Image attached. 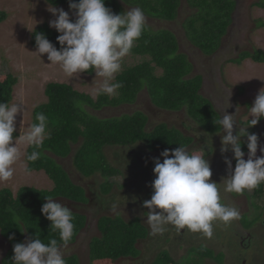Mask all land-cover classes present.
Instances as JSON below:
<instances>
[{"label":"trees","instance_id":"trees-1","mask_svg":"<svg viewBox=\"0 0 264 264\" xmlns=\"http://www.w3.org/2000/svg\"><path fill=\"white\" fill-rule=\"evenodd\" d=\"M45 1L53 6H69L68 0ZM188 1L198 9L186 20L188 36H191L190 39L204 54L211 55L221 46L222 39L233 21L232 15L238 1ZM257 4L264 8V0ZM105 5L117 14L126 11L129 6H136L150 17L174 21L180 16L182 0H105ZM5 17L6 13L0 11V22ZM38 33L46 34L50 42L54 43L57 49L60 48L56 40L59 33L47 23L37 26L31 35V44L35 48H37L35 37ZM131 52L147 58L138 64L128 66L116 76V81L121 82L123 87L117 90L118 94L115 96L98 95L92 99V95L81 92L66 82H49L46 85L47 101L35 107L33 123H38L35 119L38 113H45L49 119L47 129L49 135L44 140L42 156L35 162L28 161L27 168L31 171L44 170L54 182V187L48 190L22 186L16 194L9 187L0 188V232L10 243V248L2 259L3 264H12L14 244L24 242L26 238L34 239L38 234L45 243L53 238L59 242L58 231L51 230V221L41 212L42 205L46 203V196L87 201L86 189L72 181L59 159L72 157L75 167L83 176L99 174L105 180L103 183L109 184L106 189L101 190L107 194L114 187V182L109 179L116 174L123 175L121 169L109 163L105 150L107 146L132 147L142 141L149 151L162 152L166 148L175 149L180 145L187 147L191 142V139L176 126H169L166 122L160 123L151 131H146L149 116L141 110L104 118L91 110L132 104L145 89L155 108L169 112L186 109L188 116L198 121L206 131L220 130L214 123L215 118H219L220 114L210 99L201 93L203 75L199 73L190 77L195 68L194 63L180 50V43L172 30L166 28L153 30L147 25L144 34ZM240 57L239 61L252 58L255 62L263 63L264 51L258 49L254 52L246 51ZM233 61L237 62L235 59ZM158 69L162 70L159 74ZM84 73L90 75L94 71ZM17 82V76L13 73L0 76V102L12 101ZM77 101L81 106H77ZM207 122L209 127L204 126ZM32 150V147H28L26 159ZM242 150L245 153L248 151L246 142L242 145ZM252 194L256 198L264 197V183L253 189ZM73 214L74 237L70 243L78 240L85 225L84 215L74 210ZM23 230L27 232L22 233ZM147 231V226L138 216L131 220H126L120 214L115 217H102L99 222L101 236L94 237L90 244L89 264H116L122 256L139 254L137 242L147 236ZM13 234L15 239L10 240L9 237ZM93 243L95 245L91 246ZM205 247L198 252L205 257H214L213 249ZM207 249L211 253L207 254ZM218 255L223 257L224 251L221 250ZM64 258L66 264H80L75 254H69ZM217 262L219 263L218 260ZM154 264H180V262L175 260L168 250H161Z\"/></svg>","mask_w":264,"mask_h":264},{"label":"rangeland","instance_id":"rangeland-1","mask_svg":"<svg viewBox=\"0 0 264 264\" xmlns=\"http://www.w3.org/2000/svg\"><path fill=\"white\" fill-rule=\"evenodd\" d=\"M237 1V8L233 12L234 21L228 27V34L224 37L216 53L210 56L204 54L193 40L190 39L191 36H188L186 20L198 11L197 8L190 5L188 0H182L180 16L174 21L160 20L144 14L147 19V25L153 30L166 28L172 30L176 34L180 43V50L188 55L195 66L190 77L200 73L206 77V81L211 80L214 76L216 79L221 78V83L219 81V84L216 86L217 90L214 91L213 95L209 93V90H206L207 88L204 89V87L202 94L208 98L213 97L216 108L221 110L222 108L224 109V103L222 106L220 105V101L217 102L216 100L222 99L228 89L227 95H229V98L231 97V100L229 99L227 103L231 105V111H235V108L239 107L241 112L238 119L241 124H247L251 119L250 115L247 114V109L253 104L259 90L264 87V62H255L252 58L239 61L238 58H241L240 56L242 53L246 51L254 52L256 49L264 51V8L257 4L263 0ZM49 6L63 8L65 11H69L71 15L69 6H53L45 0H0V11L6 13L5 19L0 22V76L13 73L18 79L11 101L12 103L23 101L22 107L24 113L21 112L17 116L16 127L18 135L20 134V130L26 131L27 128L33 124V111L35 107L47 101L45 88L49 82H66L71 84L75 89L91 95L93 88L102 80V78H96L95 72L90 75L80 73L79 76L68 77L63 73L59 65L50 64L51 62L47 59V54H42L40 57L39 54L34 53L37 51V48L31 44V35L34 29L43 23L49 24V21L55 19L53 14L48 11ZM131 7L136 6H129L126 9ZM146 58L147 57L134 55L130 52V54L123 59L122 70L128 66L138 64ZM233 59H236L237 62L232 61ZM157 72L159 74L162 70L158 69ZM95 78L96 85H94ZM222 83L224 85H222ZM224 86H227V89ZM149 96L150 95H148L147 91L144 89L139 93L136 103L117 107L109 106L101 110H91V112L104 118L122 116L141 110L150 116L146 131H151L162 122H168L171 126H176L186 136L193 137V139L197 138L199 141L201 140L202 142L196 144H194V140L190 142L188 145L190 147H187L190 152L199 151L200 154H203V152L207 154L208 151L212 153V147L221 148V135L223 133L218 135L215 134L217 131H204L201 128L202 125L200 124V126L198 121L188 116L186 109L180 112L170 113L160 111L154 113L152 109H148L143 103V101L151 103ZM232 97H234V101ZM152 98L154 97L152 96ZM204 126L209 127L210 125L207 122ZM237 126L239 127V123ZM238 127H236V131H238ZM248 131H252V133L259 136L257 155H264V153L259 151V148L264 147V120L261 119L256 126L248 128ZM242 140L246 142L247 137H242ZM27 149L28 147L21 146L22 156L20 161L14 166L16 168L15 174L11 180L0 182V188L9 187L14 194H16L22 186H34L48 190L54 187V182L44 170H34L30 171V173L25 172V167H28V161L26 159ZM105 150L109 163L116 168L126 170V175L116 174L115 177L109 179L114 182V187L111 193H109L113 200L112 206L115 204L117 208L125 207L127 209L125 214L126 220H131L139 215L142 222L148 226L145 222L147 217L145 216L143 219V214L140 211H150L143 207V202L151 199L145 198V186L151 179L143 177V170L140 169V163L137 162L135 157L140 151H148V147L144 142L140 141L133 147L107 146ZM131 152H133V155L130 156ZM213 152H216L215 149ZM148 155L150 156L151 154ZM225 155L232 160L234 168V153L229 150L227 153L223 154V159ZM245 159H247V154L245 155ZM58 161L63 164V167L69 172L72 181L76 184H80L79 186L83 185L89 193L92 192V190L93 192H98L99 189L103 190L109 186V184L103 183L105 180L99 174L85 176L86 181L83 182L80 173L73 163L72 157L63 160L59 159ZM223 165L227 166L225 160ZM210 166L213 168L212 163H210ZM212 170L214 171V169ZM228 175V173L221 175V177H219L220 183ZM88 180H96L97 183L92 185V182ZM138 183H142V185L138 186ZM121 185L123 186L120 187ZM83 186L81 187L84 188ZM95 188L96 190H94ZM223 188L224 186L221 185L220 191H222L220 195L222 203L239 207L237 201H241V199H244V197H246L245 195H247L251 207L249 204L247 206V204L244 203L245 209L243 212L245 213L242 214V212L239 219H237L238 221L234 220L229 225H225L220 221L214 222V235L216 239L222 240V245L229 243V238L225 240L226 233L229 236L231 235L233 238H230L231 243L234 244V247L236 245V251L239 252L238 255L240 259L246 260L243 261V263L254 264L252 257L257 248L264 252V197H254L253 194H249L252 193V190H245L243 194H236L228 193L224 191ZM138 196L143 198L141 203L138 202ZM135 210H138L137 214L133 213ZM118 214L124 215L120 211H118ZM113 215L115 217L117 213L114 212ZM249 225L250 227L248 228L247 226ZM167 229L168 230L164 234L153 235L143 243L141 246L143 248L141 258L136 261L130 260L131 262L121 261V263L153 264L156 255H158V251L162 249H169L180 264H208V261L211 262L210 259L199 253L200 250L202 251V249L206 247L202 242L198 243L195 237L196 234L193 233V237H191V232L187 229L178 232L174 226L171 227L170 225L167 226ZM240 230L246 233V235ZM169 231H173V238L171 240L168 239L167 235ZM250 235L252 236L251 239L248 238ZM96 236H101V234L95 227L91 228L87 233L82 234L81 232L78 238L79 242L76 243L73 248L66 249L65 254L76 251L82 255L83 261H87L88 252L85 248L86 243L90 244ZM241 237L242 241L240 239ZM243 238L245 240H243ZM81 244L83 246L82 251L77 249ZM93 245H95V243L91 246ZM9 248V241L3 237L0 232V264H3L2 259L6 256ZM206 252L207 254L211 253L208 249ZM205 258L206 262L204 261ZM211 258H217L219 262L223 260V257L217 255L215 252L214 257Z\"/></svg>","mask_w":264,"mask_h":264},{"label":"clouds","instance_id":"clouds-1","mask_svg":"<svg viewBox=\"0 0 264 264\" xmlns=\"http://www.w3.org/2000/svg\"><path fill=\"white\" fill-rule=\"evenodd\" d=\"M68 3L71 15L63 8H48L55 17L49 21V26L59 33L56 40L60 48L57 49L46 34L38 33L35 37L37 51L34 53L40 57L47 54L50 64L59 65L68 77L93 70L96 78L102 80L96 85L95 78L92 99L98 95H117V90L123 87L121 82L116 81L117 74L122 71L123 59L130 54L146 30L147 19L144 11L140 7H131L117 14L106 7L105 0H68ZM76 104L81 106L79 101ZM22 106L23 101L0 102V182L13 178L16 171L14 166L22 156V145L32 147L27 161L35 162L42 156L41 149L49 135V119L43 112L35 117L38 123H33L26 131L20 130L19 135H14L17 132V116L24 113ZM228 108L214 120L220 128L215 134L223 133L221 148H214L222 154L231 150L236 163L233 168L232 160L225 155L229 175L221 183L212 180L216 169L211 168L207 158L199 151L190 152L187 148L190 146L180 145L175 149H164L160 153L163 162L160 157L152 158L155 165V179L151 183L153 194L150 200L143 202V207L150 210L146 213L145 222L152 235H162L168 230L167 226L172 225L178 232L187 229L211 239L214 235V222L220 221L229 225L241 215L239 207L222 203L220 186L223 185V190L228 193L243 194L245 190L256 189L264 183V155H257L259 136L248 131L261 118L264 120V87L259 90L253 104L248 108L247 114L251 119L247 124H241L240 120L238 122L241 112L239 107L234 114L229 113ZM187 137L192 141V137ZM242 137H247V159L245 151L242 150L245 143ZM259 151L264 153V147L259 148ZM24 170L29 173L31 171L27 167ZM112 211L118 214L117 205L112 206ZM41 212L51 221V230L58 231L59 242L53 238L45 243L37 234L34 239L15 243L12 264H66L64 249L74 237L73 210L67 203L62 204L53 197L46 196ZM9 239H15V235Z\"/></svg>","mask_w":264,"mask_h":264},{"label":"flooded vegetation","instance_id":"flooded-vegetation-1","mask_svg":"<svg viewBox=\"0 0 264 264\" xmlns=\"http://www.w3.org/2000/svg\"><path fill=\"white\" fill-rule=\"evenodd\" d=\"M224 37H223V39H224ZM223 39H222V42H223ZM219 81L221 83V78L216 79L215 76L212 77L211 80L206 81V77L203 76V86H202V89H201V93H202V90L207 88L206 90H209V93L213 95L214 91L217 90L216 86H217V84H219ZM222 85H224V84L222 83ZM203 87H204V89H203ZM224 87L227 89V86H224ZM227 92H228V89H227ZM227 92H226V94L224 95V97L222 99L220 98L218 100H216V99L215 100L217 102L220 101V105H222L224 103V109L229 107L227 109V111L229 113L234 114L235 111H236V108H235V111H231L230 105L227 103L229 101V99L231 100V97L229 98V95H227ZM232 98H233V101H234V97H232ZM208 99H210V101L213 103L215 109L218 110L216 108V104H215L214 98L213 97L212 98L209 97ZM136 102H137V100L134 103H136ZM143 103H144L145 107H147L148 109L150 108V110L152 109L154 111V113L160 112V111H166V110L155 108L153 103H149L147 101H143ZM224 109L222 108L221 110H218L219 113L221 114L222 110H224ZM166 112H169V111H166ZM149 119H150V116H149ZM167 124L169 126H171L168 122H167ZM249 132L252 133V131H249ZM193 140H194V144L202 142L201 140L199 141V139H197V138L193 139V137H192V141ZM195 146H197V145H195ZM199 147H200V145H199ZM214 149H215L216 152H213ZM160 153H161L160 151H149L148 150V151H140V153H137L136 156H135L137 162L140 163V165H139V166H141L140 169L143 170V177L146 178V179L147 178L151 179L150 182L146 183V186H145V190H146L145 191V193H146L145 198H151V196L153 194V189L151 187V183L155 179V175H154V172H153V169H154L155 165H154V162H153L152 158L153 157H160ZM148 154H151V155L149 156ZM131 155H133V152L130 153V156ZM201 155H204L207 158L208 161L210 160L211 162L210 161L209 162L212 163L213 164V168L216 169V171L214 172V174L212 176V180L216 181L217 183H220L219 177H221V175H225L227 173L229 174L227 166L223 165L224 164V159H223V154L221 153V151L217 150V148L212 147V153H209V151H208V154H201ZM219 157H220V159H218ZM160 158H161V162H163V158L162 157H160ZM122 171H123V174L126 175V170H122ZM80 176L82 178V181L85 182L86 181V177L83 176L82 174H80ZM88 181L92 182V185L97 183L96 180L95 181L88 180ZM142 182H143V180H142ZM140 185H142V183H138V186H140ZM94 190H96V188ZM86 196H87V201L86 202H82V201H72V202H70L69 201V207L70 208H72L76 212H80L82 215L85 216V225H84V227L81 230L82 234L89 232L91 230V228H93V227H95V229L97 231H99L100 219L102 217H104V216H114L113 215L114 212L112 211L113 200H112L111 195L109 193L105 194V193H103V191H101L99 189L98 192L97 191L93 192V190L90 193L86 192ZM138 198H139L138 202L141 203L143 201V198L139 197V196H138ZM239 203H240V205H238V206H239L240 210L244 211V209H245L244 203H246L245 198L241 199V201H237V204H239ZM118 211L122 212V214H124L123 217H125V214L127 212V209L125 207L117 208V212ZM111 212H113V213H111ZM140 212L143 214L142 218L147 215L146 211H140ZM133 213L137 214L138 210L137 211L136 210L133 211ZM138 217H139V215H138ZM170 226L172 227V225H170ZM213 228H214V226H213ZM147 230H148L147 231V236L142 238V239H140L137 242V247H138V250H139V254H137L135 256H122L116 261V263H118V261L121 263V261H125V260H134V261H136L139 258H141V255L143 254V248L141 246L143 245V243L147 239H150L151 236H153L151 234L149 226H147ZM172 233H173V231H169L167 233V235H171V237L173 238ZM192 234L193 233L191 232V235H190L191 237H193ZM194 234H196L195 235L196 240H199V242H202V244L204 246L209 247V249H213V251L217 255L220 252V250L224 251L225 255L223 256L222 262L218 263L217 259H214V258H211L210 256H208L206 258L211 260V262L208 261V264H248V263H243V261H246L245 259H243V260L240 259V256L238 255L239 252L236 251V245L234 247V244L231 243V240H230V238H232L231 235L229 236L226 233L225 240H226V238H229V243L222 245V243H221L222 240L220 241V240L216 239L215 235H213V237L211 239H209L207 237H204L201 233H194ZM240 236H241V233H240ZM249 237L251 239L252 236L250 235V236H248V238ZM240 239L242 241V237ZM243 240H245V239L243 238ZM78 242H79V240H77L75 242H72V243H69L68 246L73 247V245H75ZM80 248L83 249L82 244H81ZM85 248H86L87 252L89 253L90 252L89 251V244L86 243ZM206 258L204 260L205 262H206ZM252 260H253L254 264H257L259 262V260L260 261H264V252L257 248V250L253 254ZM262 263H264V262H262Z\"/></svg>","mask_w":264,"mask_h":264},{"label":"crops","instance_id":"crops-1","mask_svg":"<svg viewBox=\"0 0 264 264\" xmlns=\"http://www.w3.org/2000/svg\"><path fill=\"white\" fill-rule=\"evenodd\" d=\"M150 98V97H149ZM151 100V99H150ZM151 103H153L152 102V100H151ZM247 108V107H246ZM248 110V109H247ZM238 122H239V119H238ZM236 127H238V126H236ZM247 154V153H246ZM218 159H220V157L218 158ZM210 161V160H209ZM211 162V161H210ZM245 198V201H246V204H247V206H248V204H249V206H250V201H249V199H248V197L246 196V197H244ZM238 205H240V203L238 204ZM251 207V206H250ZM243 211H241V213H242ZM245 212H243L242 214H244ZM238 221V220H237ZM239 226H241V225H239ZM242 227V226H241ZM243 230V229H242ZM241 231V230H240ZM242 232V231H241ZM244 235H246V233H244V232H242ZM250 238V237H249ZM94 239V238H93ZM168 239L169 240H171L172 239V237H171V235H168ZM198 241V243H199V240H197ZM92 242V241H91ZM91 242H90V244H91ZM75 244V243H74ZM90 244H89V251H90ZM200 245H202V244H200ZM75 245H73V247H74ZM72 247V248H73ZM69 248H71L70 246H68V247H66L65 249H64V252L66 253V249H69ZM78 250H80V251H82V249L80 248V247H78L77 248ZM162 250H168L169 252H170V254L172 255V252L169 250V249H162ZM161 251V250H160ZM160 251H158V255H156V257H155V260L158 258V256H159V253H160ZM221 251V250H220ZM71 255V254H75V255H77L78 256V258H79V260H80V264H89V261H90V252L88 253V262L85 260V261H83V258H82V255H80V253H78V252H76V251H71V252H69V253H67V254H65V256H67V255ZM81 254H83V253H81ZM173 256V255H172ZM173 258L175 259V260H177L178 261V259H176L174 256H173ZM154 260V261H155ZM124 262V261H123ZM125 262H131L130 260H125ZM116 264H120V262L118 261V263H116ZM122 264V263H121ZM153 264H154V262H153ZM257 264H264V263H262V262H258Z\"/></svg>","mask_w":264,"mask_h":264},{"label":"water","instance_id":"water-1","mask_svg":"<svg viewBox=\"0 0 264 264\" xmlns=\"http://www.w3.org/2000/svg\"><path fill=\"white\" fill-rule=\"evenodd\" d=\"M56 201L64 204V203H67L68 206H69V201L72 202L71 200L67 199V198H64V197H57V198H54Z\"/></svg>","mask_w":264,"mask_h":264}]
</instances>
